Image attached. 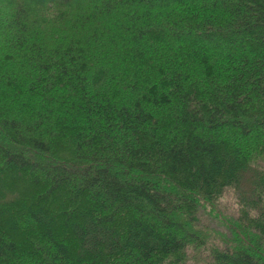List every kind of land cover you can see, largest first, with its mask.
I'll use <instances>...</instances> for the list:
<instances>
[{
  "label": "trees",
  "instance_id": "trees-1",
  "mask_svg": "<svg viewBox=\"0 0 264 264\" xmlns=\"http://www.w3.org/2000/svg\"><path fill=\"white\" fill-rule=\"evenodd\" d=\"M0 264H264V0H0Z\"/></svg>",
  "mask_w": 264,
  "mask_h": 264
},
{
  "label": "rangeland",
  "instance_id": "rangeland-1",
  "mask_svg": "<svg viewBox=\"0 0 264 264\" xmlns=\"http://www.w3.org/2000/svg\"><path fill=\"white\" fill-rule=\"evenodd\" d=\"M220 207H221V212L219 215H210V219L212 218L215 222V224L218 226V228H224L225 226V218L228 217H234L235 215V210L237 208V202L236 199L234 197V194L232 192H230V190L228 189L225 194L223 195V197L220 199ZM210 210V207L208 208V211ZM226 217H225V216ZM211 219V220H212ZM216 226V227H217Z\"/></svg>",
  "mask_w": 264,
  "mask_h": 264
}]
</instances>
